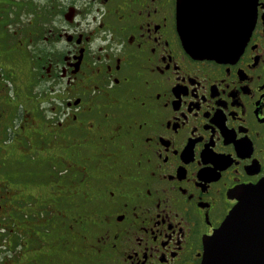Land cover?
<instances>
[{
    "label": "flooded vegetation",
    "instance_id": "flooded-vegetation-1",
    "mask_svg": "<svg viewBox=\"0 0 264 264\" xmlns=\"http://www.w3.org/2000/svg\"><path fill=\"white\" fill-rule=\"evenodd\" d=\"M249 1L219 61L185 48L181 0H0V264H203L264 178Z\"/></svg>",
    "mask_w": 264,
    "mask_h": 264
},
{
    "label": "water",
    "instance_id": "water-1",
    "mask_svg": "<svg viewBox=\"0 0 264 264\" xmlns=\"http://www.w3.org/2000/svg\"><path fill=\"white\" fill-rule=\"evenodd\" d=\"M181 1V10L186 12L181 24L183 44L194 58L221 61L241 53L254 25L249 0ZM193 8L205 15L193 18ZM239 9L243 15L238 22L227 17L226 12ZM203 264H264V178L244 189L212 241L206 244Z\"/></svg>",
    "mask_w": 264,
    "mask_h": 264
},
{
    "label": "rangeland",
    "instance_id": "rangeland-1",
    "mask_svg": "<svg viewBox=\"0 0 264 264\" xmlns=\"http://www.w3.org/2000/svg\"><path fill=\"white\" fill-rule=\"evenodd\" d=\"M24 19H26L25 17H23ZM27 28L28 26L27 25H25V24H23V23H20V24H18V25H16V24H12V29H21V28ZM12 41H14V37H13V39H12Z\"/></svg>",
    "mask_w": 264,
    "mask_h": 264
}]
</instances>
